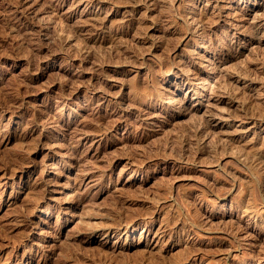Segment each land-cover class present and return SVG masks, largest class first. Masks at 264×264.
<instances>
[{"label":"rangeland","instance_id":"rangeland-1","mask_svg":"<svg viewBox=\"0 0 264 264\" xmlns=\"http://www.w3.org/2000/svg\"><path fill=\"white\" fill-rule=\"evenodd\" d=\"M85 262L264 264V0H0V264Z\"/></svg>","mask_w":264,"mask_h":264},{"label":"bare ground","instance_id":"bare-ground-1","mask_svg":"<svg viewBox=\"0 0 264 264\" xmlns=\"http://www.w3.org/2000/svg\"><path fill=\"white\" fill-rule=\"evenodd\" d=\"M202 121H203V120H202ZM202 121H201V122H202ZM201 122H200V123H201ZM205 122H206V121H205ZM205 124H208V123H205ZM205 124L203 123V127H202V129L206 126ZM201 126H202V125H201ZM200 128H201V127H200ZM235 130H236V129H235ZM222 133H223V132H222ZM217 134H218V133H217ZM224 134H225V132H224ZM218 136H219V135H218ZM226 137H227V136H226ZM217 138H218V137H217ZM218 139H219V138H218ZM220 139H222V138H220ZM229 139H231V138H229ZM225 140H226V139H225ZM181 141H183V140H181ZM228 141H229V140H228ZM202 148H203V147H202ZM198 149H199V148H198ZM201 150H202V149H201ZM201 152H202V151H201ZM204 152H205V151H204ZM204 152H203V153H204ZM240 152H241V151H240ZM201 154H202V153H201ZM254 155H255V154H254ZM254 155H253V156H254ZM253 156H252V158H253ZM256 156H257V155H256ZM256 156H255V157H256ZM258 160H259V159H258ZM252 161H253V160H252ZM4 169H5V168H4ZM5 170H6V169H5ZM4 174H5V173H4ZM232 175H233V174H232ZM254 175H255V174H254ZM255 181H256V180H255ZM262 182H263V181H262ZM257 183H258V182H257ZM256 185H257V184H256ZM251 186H252V185H251ZM260 187H261V185H260ZM259 189H260V188H259ZM260 191H261V190H260ZM261 192H262V191H261ZM261 197H262V196H261ZM117 207H118V206H117ZM117 209H118V208H117ZM128 223H129V222H128ZM128 223H127V224H128ZM26 225H27V224H26ZM102 249H103V248H102ZM101 251H103V250H101ZM66 257H67V256H66ZM69 257H70V256H69ZM69 257H68V258H69ZM65 259H66V258H65ZM72 259H73V258H72ZM72 259L70 258L69 260H72ZM74 259L77 261L76 258H74ZM69 260H68V261H69ZM75 260H74V261H75ZM86 260H87V259H86ZM71 262H73V261H71ZM85 263H86V262H85ZM92 263H93V262H92ZM83 264H84V263H83ZM86 264H87V263H86ZM89 264H90V263H89ZM94 264H95V263H94ZM97 264H98V263H97ZM100 264H101V263H100Z\"/></svg>","mask_w":264,"mask_h":264}]
</instances>
